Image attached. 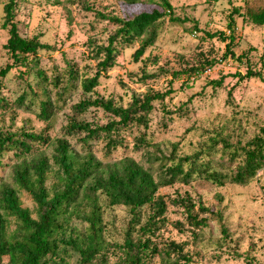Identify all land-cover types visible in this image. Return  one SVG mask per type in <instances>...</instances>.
Masks as SVG:
<instances>
[{
	"label": "rangeland",
	"instance_id": "obj_1",
	"mask_svg": "<svg viewBox=\"0 0 264 264\" xmlns=\"http://www.w3.org/2000/svg\"><path fill=\"white\" fill-rule=\"evenodd\" d=\"M15 1L13 20L18 33L24 37L35 35L52 48L38 51V63L27 74L12 70L1 80L0 92L8 100H13L24 90L27 92L22 106L0 110V127L3 129L15 130L23 125L27 130L39 132L46 125L51 138H65L78 153L91 152L102 162H112L126 155L145 166L144 150L132 147L134 136L143 130L142 125L122 129L120 136L127 148L116 147L110 156L104 154V140L100 137L84 142L83 133H67L65 127L70 118L91 126L115 119L94 106L82 113L75 112L72 106L83 98L92 99L97 95L125 106L132 94L140 95L148 90H168L162 101L153 103L145 129L147 141L165 153L171 151L173 145L177 153H190L202 144H209V138L214 134L228 138L233 144L243 145L264 128V82L257 78L237 80L232 76L234 72L243 74L248 67L260 70L264 75V23L254 25L244 15L246 7H264V0H168L172 15L184 21L171 22L164 15L158 21L154 41L142 54L137 59L132 57L142 42L139 37L120 49L113 65L99 75L97 85L89 93L82 92L76 82L75 87L65 94L64 101H60L56 99L57 87L49 81L47 89L55 103L52 114L45 120L38 117L36 99L25 87L27 82L35 80L33 71L41 69L49 79L57 74L64 83L67 66L72 64L79 76H91L97 61L95 47L105 43L106 36L116 26L103 16L115 15L125 19L149 9L152 3L149 0L136 3L123 0ZM4 2L0 0V68L10 61L2 48L8 34L7 26L2 25ZM83 3L91 9L85 10ZM156 7L161 9L159 5ZM234 7L238 13L231 12ZM229 20L233 21L234 28L233 56L222 57L225 41L209 34L222 31L227 35ZM203 59L213 62L201 70L187 71L190 66L202 63ZM154 71L158 72L156 76L144 77ZM220 77L219 86L211 84ZM183 104L187 112H179V115L176 112ZM37 148L47 156L51 153L50 144ZM22 157L11 152L3 156L5 164L0 167V181L14 186L10 168ZM55 180L52 166L46 175V187L49 188ZM157 194L166 202L165 223L154 236L158 248L170 240L183 243L184 250L193 256L188 264H264V166L245 185L225 183L217 186L202 178H194L188 183L175 182L159 187ZM186 195L195 204L200 201L204 206L221 209V221L225 223L228 235L222 237L217 219L207 218L206 225L200 228L189 225L182 208L171 203V199ZM17 197L20 206L35 218V206L29 194L18 189ZM139 212L141 221H144L149 209L144 206ZM7 219L8 229L12 230L13 218L8 216ZM128 219L125 207L108 206L104 209L103 234L111 242L105 264L120 263L119 244ZM69 224L78 228L84 226L75 217L69 219ZM66 252L57 264H77V254L72 249ZM149 257L143 264H162L158 255Z\"/></svg>",
	"mask_w": 264,
	"mask_h": 264
},
{
	"label": "trees",
	"instance_id": "obj_2",
	"mask_svg": "<svg viewBox=\"0 0 264 264\" xmlns=\"http://www.w3.org/2000/svg\"><path fill=\"white\" fill-rule=\"evenodd\" d=\"M123 1L136 3L144 0ZM149 1L154 5L125 19L115 15L103 16L116 26L106 36L105 43L96 45L94 53L97 61L91 76H79L72 64L67 66L64 83L60 82L57 74L49 79L43 70L33 71L35 80L27 82L25 87L36 99L39 118L48 119L54 109L55 99L51 98L47 89L49 81L57 87L56 99L60 101H64L65 94L75 87L76 82L82 92L89 93L97 85L99 75L113 65L120 49L139 37L142 42L132 57L137 59L142 54L145 47L154 41L160 24L158 21L164 15L171 22L184 21L172 15L168 0ZM83 4L85 10L91 9ZM155 5L161 6V9ZM15 6V0H5L2 6V25L7 26L8 33L2 48L8 53L10 61L0 68V83L12 70L27 74L38 63V51L52 48L35 35L24 37L18 33L13 20ZM231 12L238 13V10L234 7ZM244 15L254 25L264 23V7H246ZM227 27V35L222 31L209 34L225 41L222 57L233 56L231 46L235 37L232 20ZM212 62L211 59H203L202 63L190 66L187 71L201 70ZM157 74L154 71L144 74V77ZM232 76L237 80L257 78L264 82L260 70L249 67L243 74L234 72ZM221 80V77L212 80L211 84L219 86ZM26 93L24 90L13 100H8L0 92V110L22 106ZM167 93L168 90H148L140 95L132 94L125 106L97 95L92 99L83 98L72 106L75 112L82 113L94 106L110 113L115 119L91 126L70 118L65 127L67 133H83L84 142L100 137L104 140V154L110 156L116 147L127 148V143L120 136L122 129L142 125L143 130L134 136L132 147L144 150L145 166L126 155L112 162H102L91 152L78 153L65 138H51L46 125L39 132L27 130L23 125L15 130L0 127V167L5 164L2 158L7 152L21 157L25 155L10 168L14 186L0 181V264H57L68 249L77 254V264H105L111 243L103 234V211L108 206L125 207L129 214L119 244L122 257L116 264H143L154 255L159 256L162 264H188L193 260V256L184 250L183 243L170 240L158 248L154 236L165 223L166 202L157 194V189L175 182L188 183L194 178H202L217 186L225 183L247 184L264 166V128H260L259 133L243 145L233 144L228 138L214 134L210 136L209 144H202L190 153H177L175 145L165 153L147 141L145 129L153 103L162 101ZM185 104L178 108L177 114H186ZM49 144V156L37 148ZM52 166L56 180L47 188L46 175ZM18 189H24L29 194L35 206V218L20 206ZM171 203L182 208L187 223L193 228L205 226L207 218H212L219 221L222 237L228 235L226 225L221 221V209L204 206L200 201L195 204L187 195L171 199ZM144 206L148 207L149 213L141 221L139 209ZM8 216L14 221L12 230L8 229ZM71 217L83 223V228L70 225Z\"/></svg>",
	"mask_w": 264,
	"mask_h": 264
}]
</instances>
